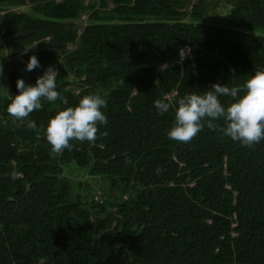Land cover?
Returning a JSON list of instances; mask_svg holds the SVG:
<instances>
[{"label":"trees","instance_id":"trees-1","mask_svg":"<svg viewBox=\"0 0 264 264\" xmlns=\"http://www.w3.org/2000/svg\"><path fill=\"white\" fill-rule=\"evenodd\" d=\"M0 51V264H264V141H172V111L153 107L264 68V0H0ZM48 67L59 99L29 129L9 97ZM88 94L107 125L54 153L48 121ZM80 170L90 181L72 183Z\"/></svg>","mask_w":264,"mask_h":264},{"label":"clouds","instance_id":"clouds-1","mask_svg":"<svg viewBox=\"0 0 264 264\" xmlns=\"http://www.w3.org/2000/svg\"><path fill=\"white\" fill-rule=\"evenodd\" d=\"M40 67L38 58L33 55L24 70L32 72ZM2 72L3 66L0 65ZM57 75L54 68L48 67L34 85H27L23 79H18L15 84L18 95L9 97L7 113L18 122H26L27 128L36 129L35 121L29 119L30 114L42 107V100L54 103L59 99ZM221 97H230L232 102L225 105ZM106 107L104 97L88 94L76 106L58 111L44 129L51 151L62 153L71 150L72 141L94 142L99 127L108 123V117L102 111ZM153 107L161 116L172 111L174 122L166 133L169 140L188 143L207 127L219 131L232 142L251 148L264 141V68L256 70L243 84L232 87L212 84L206 91L190 92L179 99L155 100ZM217 121H223V126H218ZM96 193L100 194V191ZM94 199L99 201L98 196Z\"/></svg>","mask_w":264,"mask_h":264},{"label":"rangeland","instance_id":"rangeland-1","mask_svg":"<svg viewBox=\"0 0 264 264\" xmlns=\"http://www.w3.org/2000/svg\"><path fill=\"white\" fill-rule=\"evenodd\" d=\"M20 11H28V9L26 8V7H23V8H18ZM219 10H218V12L220 13V12H226L227 11V9H228V7L225 9V8H218ZM217 13V12H216ZM86 15H82V19L80 20V21H78L77 22V25L79 26V27H82L83 25H84V17H85ZM217 15L215 14V16L214 17H216ZM10 60H12V58H10L9 56H8V54H6V52H1L0 51V65H2V66H7L6 68H8L9 66V62H10ZM76 171V170H75ZM79 172V174H77V172H74V174L73 175H70L69 177H70V180L72 181V183H76V182H79V181H90V179H89V177L86 175V173H85V171H78ZM93 185V184H92ZM91 185V187H92V190H93V186ZM95 187V186H94ZM82 193H83V190H82Z\"/></svg>","mask_w":264,"mask_h":264},{"label":"built area","instance_id":"built-area-1","mask_svg":"<svg viewBox=\"0 0 264 264\" xmlns=\"http://www.w3.org/2000/svg\"><path fill=\"white\" fill-rule=\"evenodd\" d=\"M189 56H191V48L189 46H185L184 48L180 49L179 51L180 61L184 60Z\"/></svg>","mask_w":264,"mask_h":264}]
</instances>
